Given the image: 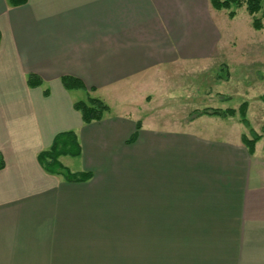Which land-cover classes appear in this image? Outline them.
Listing matches in <instances>:
<instances>
[{"label":"crops","instance_id":"1","mask_svg":"<svg viewBox=\"0 0 264 264\" xmlns=\"http://www.w3.org/2000/svg\"><path fill=\"white\" fill-rule=\"evenodd\" d=\"M219 39L208 0H0V264H264V146L204 117L149 120L126 92ZM63 76L110 112L84 124ZM66 131L81 152L60 161L86 181L38 162Z\"/></svg>","mask_w":264,"mask_h":264},{"label":"rangeland","instance_id":"2","mask_svg":"<svg viewBox=\"0 0 264 264\" xmlns=\"http://www.w3.org/2000/svg\"><path fill=\"white\" fill-rule=\"evenodd\" d=\"M210 8L220 34L214 53L149 71L133 80L126 92L129 95L131 90L133 107L149 120L164 118L184 127L204 117L214 127L225 126L229 135L237 132L242 144L244 136L252 139L254 133L258 136L254 149L257 144L264 146V28L252 25L256 18L261 19L260 13L249 15L245 5ZM87 97L100 99L110 112L109 103L94 92L82 91L78 100ZM60 162L69 170L80 165L78 158L66 157Z\"/></svg>","mask_w":264,"mask_h":264},{"label":"trees","instance_id":"3","mask_svg":"<svg viewBox=\"0 0 264 264\" xmlns=\"http://www.w3.org/2000/svg\"><path fill=\"white\" fill-rule=\"evenodd\" d=\"M9 6H19L26 2V0H6ZM212 8L221 9L229 8L230 6H241L245 5V9L249 15H256L260 13L261 19H264V0H208ZM231 15H234L232 12ZM260 18H256L253 21V27L256 29L264 28V22L261 23ZM62 85L67 90H85L86 88L79 79L63 76L61 78ZM41 79L35 74L27 75L28 86L35 87L40 85ZM86 91V90H85ZM46 92V91H45ZM244 105V104H243ZM73 107L80 113L82 122L89 124L92 121H99L103 116L109 112V107L104 104L98 98L87 97L86 101L77 100L73 103ZM244 108V106H242ZM230 113H234L232 110ZM244 113V111L242 110ZM212 113H218L213 111ZM139 126V125H138ZM253 138L248 139L246 136L242 138L245 147L249 153L254 152V141L258 139V136L252 133ZM136 137L134 133L129 141H133ZM81 152L80 144L78 143L76 134L73 131L61 132L55 135L49 148L41 151L38 156V162L42 168L55 175L62 176L67 181L79 182L86 181L91 177L89 172H71L67 167L59 161V157L62 155L67 156H78ZM4 166L2 156L0 154V169Z\"/></svg>","mask_w":264,"mask_h":264}]
</instances>
